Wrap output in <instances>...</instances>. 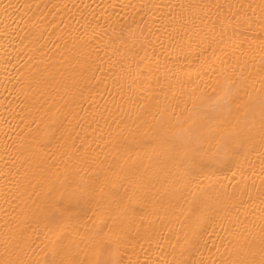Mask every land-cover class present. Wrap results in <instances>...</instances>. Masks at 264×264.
<instances>
[{"label": "bare ground", "instance_id": "obj_1", "mask_svg": "<svg viewBox=\"0 0 264 264\" xmlns=\"http://www.w3.org/2000/svg\"><path fill=\"white\" fill-rule=\"evenodd\" d=\"M0 264H264V0H0Z\"/></svg>", "mask_w": 264, "mask_h": 264}]
</instances>
